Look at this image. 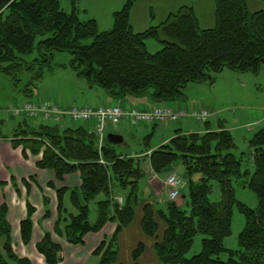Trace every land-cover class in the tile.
<instances>
[{
  "label": "trees",
  "instance_id": "trees-1",
  "mask_svg": "<svg viewBox=\"0 0 264 264\" xmlns=\"http://www.w3.org/2000/svg\"><path fill=\"white\" fill-rule=\"evenodd\" d=\"M69 1L72 9L67 12L59 7V0H0V67L5 74L15 78L23 68L29 65L32 69L38 64L27 82L36 85L43 66L50 65L53 52L67 51L72 55L71 67L110 98L148 94L156 105L143 110L168 108L177 116L173 120L165 117L150 122L156 125L176 124L185 115L184 109L169 104L184 103L188 83L213 82L212 73L223 68L257 73L264 64V9L250 12L246 0H214L212 27L200 28L193 7L181 5L162 22L143 31H134L129 21L135 0H125L113 13L112 26L103 31H98L94 18L80 19L75 12L77 0ZM38 35L44 36L36 43L39 56L27 63L23 55L32 52ZM147 36L159 40L161 47L149 51L145 44ZM86 38L91 41L84 42ZM3 62L6 65L2 66ZM27 91L31 94L30 88ZM192 110L199 111L194 107ZM207 116L205 125H209ZM150 135L145 138L148 140ZM10 142L13 147L21 146L24 157L41 153L36 166L50 169L57 179L70 172L79 173L78 188H55L58 214L54 231L67 242L81 244L87 232L100 230L107 221L115 223L113 232L92 252L99 256L96 264H123L118 261V235L133 219L139 203L136 187L143 174L140 157H147V164L155 173L170 170L176 160L185 171V179L174 170L169 174L176 173L187 185L188 212L176 203V198H168L164 207L151 202L142 205L140 228L154 239L152 250L160 264H264V127L249 139L252 172L241 170L232 135L222 123L216 129L205 127L201 132L183 131L174 125V134L168 140L138 155L116 152L106 138L98 147L94 131L82 124L33 127L22 121L14 128ZM100 158L106 163H101ZM242 174L247 175L244 183L258 198L255 208L234 198L230 180ZM210 180L218 183V200L209 197ZM48 185L54 186L52 181ZM115 185L128 189L121 205L112 192ZM67 191L76 213L66 214L62 201ZM101 193L104 198L95 202V219L90 221L89 202ZM47 200L44 197L45 203ZM234 204L245 216L238 249L227 248L223 243L231 231ZM26 206V215L19 223L20 238L25 244L31 237V216L35 211L29 202ZM44 212L47 216L49 211ZM197 232L203 234L201 250L187 257ZM0 237H4L0 264H30L28 257L19 256L13 248L5 202H0ZM144 247L142 241L136 244L130 264H139ZM35 248L45 264H57L63 258L61 246L52 240L50 232H44ZM223 252L227 253L225 259L220 258Z\"/></svg>",
  "mask_w": 264,
  "mask_h": 264
},
{
  "label": "rangeland",
  "instance_id": "rangeland-1",
  "mask_svg": "<svg viewBox=\"0 0 264 264\" xmlns=\"http://www.w3.org/2000/svg\"><path fill=\"white\" fill-rule=\"evenodd\" d=\"M124 2L125 0H77L75 2V12L78 17L83 20L94 18L98 31H103L112 26L113 13L119 10ZM246 3L250 12L264 9V0H246ZM181 5L193 7L200 28L214 26V0H135L129 11V21L134 31H143L150 26H155L162 22L169 12H176ZM59 7L67 12L72 9L69 0H59ZM42 37L44 36L38 35L34 41V49L32 52L23 55L27 63L33 62L35 57L39 56L36 43L38 39ZM90 41L91 38H86L84 40L86 43ZM145 44L146 48L151 52L161 47L159 40L152 36L146 37ZM71 59L72 55L67 51H54L50 65L43 66L42 76L37 81L36 85H28L27 82L35 71H37L38 64L33 65L32 69L29 68V65L23 68L15 74V78L9 77L0 67V135L13 132L14 128H17L18 124L22 121H25L33 127L40 124L59 125L60 127L74 124L86 125L81 121H72L67 115L61 116L59 121H55L52 118H30L24 115L13 117L11 116V112L8 113L9 108L11 109L12 107L21 105L27 100L46 99L63 107L74 104L81 106L83 104H89L91 100H95V93H103L104 90L98 85L90 84L84 76L79 75L77 72L78 70L72 68L70 65ZM6 63L7 62H3L1 65L4 66ZM212 77L213 82L207 80L202 83H188L184 90L186 97L183 103L186 107V112H190L193 106L198 110H201V108L207 109L208 116L206 121H208L209 125L196 121L193 117L188 115L182 116L176 124L171 122H163V124L160 122L156 125L149 123L131 126L129 122L124 119L122 121L126 128L124 131V140L121 144H114L116 152L123 154L140 153L148 148L154 147V145H159L171 137L170 135L174 133V125L184 131L201 132L205 127L216 129L217 126L222 123L229 129L232 135L235 144L234 153L240 160L241 170L252 172V149L249 146V139L256 130L264 127V64L261 65L257 73L249 71L240 72L229 68H223L220 72L212 73ZM27 88L31 89V94H29ZM154 126L155 131L152 130ZM147 134H151L148 140L145 138ZM2 153L3 151L0 150V154ZM144 158L145 157H140V166L143 169V174L137 182V197L139 199L148 197L154 202L156 207H164L168 201L167 190L165 188L164 191L161 190L160 193L155 194L153 188L149 189V184H147L149 172H147V163ZM15 165V169H17L20 176H13L8 184L5 183L7 182V177L1 178L0 185H12L14 191L17 194L20 193V195L24 192L21 199L19 195L18 206L11 208L13 214L17 216L20 210H24L21 208V200L28 201L30 204L32 203L31 196L26 193L24 179L29 175L34 176V172L32 171L28 175L21 176V169H24L25 165L21 162L19 165L18 163ZM169 168L185 179L184 167L179 160L174 161ZM11 171H13V168H11ZM4 173L5 172L0 170L1 175ZM35 173H37L35 176V181L37 182V184L35 183V188L32 185L27 187L28 190L30 188L29 194L31 193V187L34 189L35 201L37 202L38 210H40L39 208L41 203L44 202V197L49 195L45 191V187L48 186V172L36 171ZM166 173H168V169L158 173V178H165ZM245 177H247V175L244 176L243 174L240 177H231L230 183L234 198L249 208H255L258 203V198L255 192L244 183ZM210 184L212 191L209 197L211 200H218L220 195L218 183L215 180H210ZM5 186H3V188H5ZM160 186L164 188L163 184H160ZM127 191L128 189L123 190L117 185L113 186L112 190L113 194L118 193L123 197L127 194ZM69 198V194L66 192L63 197L64 203L68 207L66 214L70 212L76 213V209ZM99 198H104V194H99L94 200L89 202L90 221L95 219V202ZM160 199L162 203H158ZM188 199L187 185L184 184L179 190V196L176 197V203H180V207L187 212L189 211V206L187 204ZM118 204L121 205L120 202H118ZM43 205V209H46L45 202ZM40 218L39 221L42 222V217ZM244 225L245 216L239 206L234 204L231 214V231L223 240L225 247L230 249L239 248L238 235ZM202 237L203 234L200 232L194 235L191 246L185 254L187 257L201 250ZM25 248H27V246H25ZM29 252L30 249L28 247L27 253ZM64 254L69 256L68 251H66V253L64 252ZM85 254L86 253H77L74 256H69V262L72 263L82 259L86 257ZM226 257L227 253L223 252L220 254L221 259H225ZM28 258L30 259V264H39L33 256L32 258ZM90 262L95 263L92 258H88V261H86V258L82 260L83 264H89Z\"/></svg>",
  "mask_w": 264,
  "mask_h": 264
},
{
  "label": "crops",
  "instance_id": "crops-1",
  "mask_svg": "<svg viewBox=\"0 0 264 264\" xmlns=\"http://www.w3.org/2000/svg\"><path fill=\"white\" fill-rule=\"evenodd\" d=\"M198 19V18H197ZM196 83H202V82H196ZM95 100H91L88 105L92 107H96L97 105L101 104H109V103H119L122 107H127V106H135L137 108H151L154 105H156V102L152 101L150 96L148 94L143 95V96H134L131 94H126L123 98H120L119 100H114L110 98L106 92L104 91L103 93L97 92L95 93ZM124 101V102H121ZM171 107L175 108H180L185 110V105L181 104H169ZM69 107V106H68ZM194 107V106H193ZM192 107V108H193ZM195 108V107H194ZM10 108L8 109V113H10ZM195 110H190V112H183V114L188 115L193 117L196 121L197 119L195 118L193 112ZM124 119L120 120V123L115 127L114 129H110L108 132H115L120 134L123 137L124 140V131L126 130L125 126L123 125L122 121ZM126 120V119H125ZM179 120V119H178ZM19 123V122H18ZM90 131L93 129V122L91 120L85 121L84 122ZM164 124V123H163ZM152 130L155 131V126L152 127ZM183 130V129H182ZM184 131V130H183ZM202 131V130H201ZM11 134H5V137L0 136V150L3 151L2 154H0V170L2 172H5L3 175L0 174V180L1 178H6L7 177V182L6 184L9 183V180L12 179L13 176H20L19 172L17 169H15V164L21 162L23 165H25L24 169H21V176L28 175L30 172H34V176H27V178L24 179V185L26 187V193L31 196V204L35 207V211L33 212L32 215V232H31V237L28 243H23L21 238H20V232H19V223L20 220L25 216L26 214V204L28 201L21 200V208L24 209L23 211L20 210L17 216H15L11 210V208L18 206L19 204V195L20 193H16L13 189L12 185H3L5 188H3L2 185H0V202H5L7 203V219L10 223L11 226V241L13 248L15 252L19 256H26L32 258V256L36 259L37 263L39 264H45L43 256L36 250L35 244L37 241L41 239L43 236L44 232H50L52 240L57 242L62 249V254L63 258L61 261H59L57 264H83L82 260L86 258V261H88V258L94 259L95 263H89V264H96L98 262V256L94 255L92 252L95 249V247L98 245V243L105 237L109 236L115 227V223L111 221H107L100 230L96 232H87L84 237H83V242L81 244H71L66 241L64 236H61L57 234L54 231V224L56 222L57 218V195H56V190L55 188L59 187H66L67 189H72V188H78L81 180L79 177V173L77 171L75 172H70L67 174H64L61 179H57L50 169L46 168H38L36 167L35 164L36 160L40 158L41 153L38 154H27L26 157L22 155V148L21 146L13 147L11 145L10 139H11ZM107 134V133H106ZM174 133H172L173 135ZM170 135V136H172ZM122 140V142H123ZM166 141V140H165ZM120 142L119 144H121ZM164 142V141H163ZM113 144V143H112ZM161 144V143H160ZM158 145H154L156 147ZM114 147V144H113ZM152 147V148H154ZM151 149V148H150ZM115 150V147H114ZM116 151V150H115ZM139 153H132L128 155H138ZM143 154V153H142ZM145 161L147 163V157L145 158ZM11 168H13V171H11ZM147 172H149L148 177H147V184H149V189H154L155 194L160 193L161 190H165V178H158V173H155L154 171L149 168L148 164L146 166ZM38 172H48V178L47 181H52L54 186L48 185L45 187V191L49 194L47 196L48 200L46 202L45 208L48 209V215L44 216V202L41 203L40 210H38V205L37 202L35 201V194H34V189L31 187V193L29 194V190L27 186H33L35 188V185L37 182L35 181V176ZM171 170H168V173H166L165 177L167 174H169ZM164 179V180H163ZM162 180V181H161ZM34 181V182H33ZM23 182V181H22ZM36 183V184H35ZM160 184L164 185V188L160 186ZM151 187V188H150ZM148 189V190H149ZM28 190V191H27ZM69 194V191H67ZM24 194V192H23ZM21 194L20 199L23 197ZM66 192L64 193V195ZM63 195V197H64ZM115 196H122L120 194H113ZM123 198V196H122ZM70 199V198H69ZM102 199V198H99ZM139 203L135 206L134 209V215L133 219L130 221L128 225H126L121 232L118 235V261L123 263V264H130L132 261L131 258V252L133 248L136 246V244L140 241L144 242V250L142 254L138 258L139 264H160L158 259L156 258L153 250H152V245L154 242V239L152 237L146 236L141 228H140V221H141V216H142V205L145 202H151L154 204V202L148 198L145 197L143 199L138 198ZM63 206L65 210H68V207L64 203V200L62 201ZM158 203H162L161 199L158 201ZM155 205V204H154ZM73 213V212H70ZM42 217V222L39 220ZM4 242V237H0V251L2 250V244ZM29 247L30 252L27 253V248ZM68 251L69 256H74L77 253H86V257L79 259L75 262L70 263V257L65 255L64 252L66 253ZM30 255V256H28Z\"/></svg>",
  "mask_w": 264,
  "mask_h": 264
},
{
  "label": "built area",
  "instance_id": "built-area-1",
  "mask_svg": "<svg viewBox=\"0 0 264 264\" xmlns=\"http://www.w3.org/2000/svg\"><path fill=\"white\" fill-rule=\"evenodd\" d=\"M11 112L13 115L42 116L43 118H52L55 121L65 115L74 122L92 120L98 147L102 146L105 133L109 129L115 128L121 119H126L130 125L136 126L140 123L160 121L165 117L172 120L177 117L170 112V109L161 107L153 110H143L135 106L122 107L118 103H109L106 105L100 104L96 107L84 104L64 108L46 99L26 101L14 107ZM193 114L197 120L204 121L208 111L201 109L194 111ZM100 162L105 163V160L100 158ZM165 185L167 187V197L175 199L179 195V188L183 185V181L179 175L171 173L165 178ZM116 199L118 202L122 201L120 196Z\"/></svg>",
  "mask_w": 264,
  "mask_h": 264
},
{
  "label": "water",
  "instance_id": "water-1",
  "mask_svg": "<svg viewBox=\"0 0 264 264\" xmlns=\"http://www.w3.org/2000/svg\"><path fill=\"white\" fill-rule=\"evenodd\" d=\"M106 139L108 142L113 143V144H119L120 142H122L123 137L115 132H108L106 134Z\"/></svg>",
  "mask_w": 264,
  "mask_h": 264
}]
</instances>
